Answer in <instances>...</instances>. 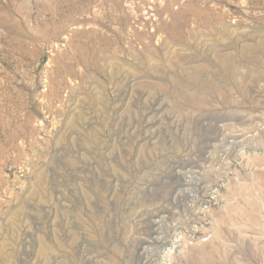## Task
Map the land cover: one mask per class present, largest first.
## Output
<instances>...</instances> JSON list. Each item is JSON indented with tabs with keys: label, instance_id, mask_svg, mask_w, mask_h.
<instances>
[{
	"label": "rangeland",
	"instance_id": "obj_1",
	"mask_svg": "<svg viewBox=\"0 0 264 264\" xmlns=\"http://www.w3.org/2000/svg\"><path fill=\"white\" fill-rule=\"evenodd\" d=\"M0 264H264V0H0Z\"/></svg>",
	"mask_w": 264,
	"mask_h": 264
},
{
	"label": "bare ground",
	"instance_id": "obj_2",
	"mask_svg": "<svg viewBox=\"0 0 264 264\" xmlns=\"http://www.w3.org/2000/svg\"><path fill=\"white\" fill-rule=\"evenodd\" d=\"M193 186V185H192ZM192 189V188H191ZM190 197V196H189ZM164 228V227H163ZM165 230V229H164ZM161 234V233H160Z\"/></svg>",
	"mask_w": 264,
	"mask_h": 264
}]
</instances>
